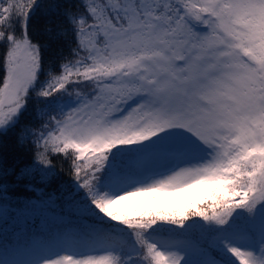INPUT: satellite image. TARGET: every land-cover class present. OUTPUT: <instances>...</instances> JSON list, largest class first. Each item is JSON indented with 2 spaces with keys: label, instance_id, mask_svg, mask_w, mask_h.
<instances>
[{
  "label": "snow or ice",
  "instance_id": "snow-or-ice-1",
  "mask_svg": "<svg viewBox=\"0 0 264 264\" xmlns=\"http://www.w3.org/2000/svg\"><path fill=\"white\" fill-rule=\"evenodd\" d=\"M38 6L0 0V131L42 98L45 119L26 129L34 158L46 179L53 155L68 163L65 207L93 221L83 258L43 264H183L159 234L264 220V0H80L55 68L29 31ZM201 186L202 207L160 199ZM138 196L152 199L116 210ZM223 243L239 264H264V249Z\"/></svg>",
  "mask_w": 264,
  "mask_h": 264
},
{
  "label": "trees",
  "instance_id": "trees-1",
  "mask_svg": "<svg viewBox=\"0 0 264 264\" xmlns=\"http://www.w3.org/2000/svg\"><path fill=\"white\" fill-rule=\"evenodd\" d=\"M79 2L38 0L39 6L30 16L29 31L33 40L45 45L43 59L45 63L52 62L54 68L61 56L68 54L72 40L66 9L74 10ZM75 90L80 91V88ZM47 110L43 99L33 96L17 122L6 131H0V264H11L40 246L51 248L64 243L82 250L90 246L87 225L93 221L66 208L61 194L64 189L76 191L68 163L53 155L56 175L46 179L44 166L34 158L32 137L26 129L38 128ZM77 196L83 200V190ZM53 197L56 206L47 202ZM39 203L46 206L37 208ZM244 229L241 228L234 239L230 237L232 244L225 234L205 232L199 233V238L193 236L195 244L190 261L192 264H239L223 241L236 247L239 236L245 238L252 230ZM260 235L261 232L252 235L257 249ZM158 238L167 237L159 234ZM198 249L203 251L200 255Z\"/></svg>",
  "mask_w": 264,
  "mask_h": 264
},
{
  "label": "rangeland",
  "instance_id": "rangeland-1",
  "mask_svg": "<svg viewBox=\"0 0 264 264\" xmlns=\"http://www.w3.org/2000/svg\"><path fill=\"white\" fill-rule=\"evenodd\" d=\"M210 195L211 190L206 186H201L199 188L191 189L185 192H172L160 197V199L172 208L184 209L185 207L194 204V202L197 200L201 201L197 207H202L205 203L210 202ZM151 199V197L147 196L133 197L129 200L123 201L120 205H117L116 210L123 213H131L139 205ZM51 201L52 200L50 199L47 200L48 203H50ZM45 204L46 203H39L36 207L40 208L46 206ZM189 223L191 224V221H189ZM201 223L203 222L201 221ZM243 227L245 228L244 231L246 232H248L249 229L252 230L248 233L245 239H239V241H235V246L240 248L242 251H250L253 252L255 255L259 256L261 254V250L264 249V220H262L259 215L255 219H249L245 214L241 219L237 221L236 225L232 229H229L223 233L216 231H208L198 226H193L187 227L186 230L177 229L172 233H161L160 235L167 238H158L157 242L162 251H176L184 257L183 264H192L193 262H191L190 259L195 244L194 241L191 239L193 238V236L199 238V233L205 232H214L218 233L219 235L225 234L228 235V237H226L230 240V243L232 244L233 242L230 237L234 239V235L240 233V229ZM261 231L263 232L259 243L260 247L255 250L252 235L255 232ZM187 241V244L183 243ZM78 249V247L73 246H64L63 248L53 247L50 249L42 247L32 254L20 258L18 262L15 261L14 264H43L44 261L51 260L53 258H60L63 255H73L75 258H83L84 254H87V252L89 251L87 250L84 253H78L75 251ZM201 252H203L202 249H198V255H200ZM99 254H103V252H100Z\"/></svg>",
  "mask_w": 264,
  "mask_h": 264
}]
</instances>
